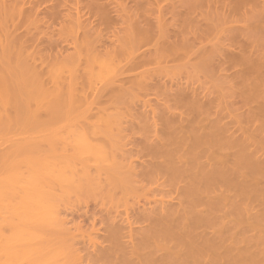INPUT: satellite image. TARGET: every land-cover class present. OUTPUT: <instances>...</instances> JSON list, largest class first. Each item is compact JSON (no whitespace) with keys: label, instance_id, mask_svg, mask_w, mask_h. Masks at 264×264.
<instances>
[{"label":"rangeland","instance_id":"rangeland-1","mask_svg":"<svg viewBox=\"0 0 264 264\" xmlns=\"http://www.w3.org/2000/svg\"><path fill=\"white\" fill-rule=\"evenodd\" d=\"M0 116L1 178L63 155L81 190L44 188L54 263L264 264V0H0Z\"/></svg>","mask_w":264,"mask_h":264},{"label":"bare ground","instance_id":"bare-ground-1","mask_svg":"<svg viewBox=\"0 0 264 264\" xmlns=\"http://www.w3.org/2000/svg\"><path fill=\"white\" fill-rule=\"evenodd\" d=\"M101 61L103 63L106 62V60H104V61L101 60ZM95 64L99 65V62L98 63L96 62ZM100 64H101V62H100ZM108 64H109V62H107L106 65L103 64V66L97 65L101 69H99V68L96 69V67H94L95 68L94 69L93 66L90 67L94 71L98 70L99 72L102 71L104 73L103 74L101 72L102 74L101 73L99 74V72L97 71L98 72V78L101 80V82H103L105 79H108V78L110 79L109 76H113L114 72L112 70L113 69L115 70L114 65L111 62V64L113 65V69H112V65L109 64L110 65L109 66ZM92 69H91V71H89L90 69H88V71L93 74ZM101 75L103 76V78ZM95 89H96V87H95ZM1 99H2V97H1ZM43 99H44V97L42 98V100ZM3 120H4V118H3ZM97 120H99V121H97ZM97 120L96 121L99 123V125H98V123H96L97 127L102 125L103 120H104L103 126H105L106 125L105 123L108 122L109 126L111 127L110 120L106 119L107 122H105L104 116L99 117V119H97ZM100 121H101V123H100ZM0 122H2L1 116H0ZM105 127H107V125ZM95 130H97V128ZM81 132L85 134V130L81 131ZM82 133L80 134V132H79L80 135L78 134L77 138L75 135H73L72 137H74V136L75 137H74L73 141L70 142V144H72V142L74 144V145H72V147L74 146L73 151H77V153H75V154L76 155L79 154V155H77V159L79 161L81 159H82L81 161H84L83 157H85L84 159H87L88 157L91 159L94 158V159H92V162L93 163H95V161L98 162V164L95 163L97 168L100 165L99 164L100 162L102 165H104L106 162V164H105L106 166L112 167L111 162L113 163V161H106L109 159V156H108L109 154L106 155L107 151H105L106 152L105 153L104 149H102L104 147L101 146L100 144H99L100 146H98V143L91 142L90 139L88 138V136L86 134L84 135ZM69 137H70V135H69ZM62 139L67 140L65 138H62ZM64 142H66V141H64ZM65 147H68V146H65ZM57 156L58 155H55L57 160L55 158L54 159L52 158V159H50L51 161H48L49 159L47 161H45V158L41 157V159L43 158L44 162L41 161L40 158H39L40 160L36 161L37 160V158H36V160H35L36 163H35V161L33 163L34 165H31L32 163L27 164V161L28 162L32 161L31 158H30L31 160L26 159L25 160L26 162L25 161L23 162V163H26L27 169L25 168L26 169V170H24L25 172L20 171V170L16 171L14 169V173L10 172L9 175L6 174L7 175L6 178L3 179L0 176V264H56L53 262V259L51 260L50 257H48L49 256L48 254L45 256V254L48 253L49 251L45 250V248L47 249L46 246L41 245V242L44 243V241H41L39 243V246L37 245L38 238L42 237L43 235H42V233L40 235V233H38V232L36 234V231L39 230V231L43 232L42 230L44 229V227L47 223L46 226H49L48 228H46V232H47V230H50L51 227L55 224L54 220L57 219L56 220V222H57L60 219L59 216H56V213L58 212V210L57 211L55 210V209L59 208L58 207L59 205L58 206L56 205V203L54 202V199H52L53 201L50 199V198H52V196H51L52 194L49 195L50 191L52 193L54 191L55 186L52 187L54 185V181L58 186L61 185L59 187L62 189H60V188L59 189L62 192L66 191L68 193V191H69L70 195L73 194V192H74L72 190L73 186H74V188L75 187L77 188V184L75 183V175L73 176L72 172H71L72 175L68 174V170L69 171L71 170L69 165L67 163H66V165H64L65 163L61 164L62 162H61L60 158H62L64 160V158L66 159V156L65 157L63 155L58 156L59 158ZM73 156H74V154H73ZM47 157L50 158L51 156H47ZM106 158H108V159H106ZM58 159H59L60 163L58 162ZM52 160L56 161V162L53 163ZM87 160L84 161V164L86 163ZM93 160H95V161H93ZM89 161H90V159H89ZM89 161H88V163H89ZM40 162H41V164H40ZM57 162L59 163V165L61 167L58 165ZM108 162H109V164H108ZM88 163H86V164H88ZM86 164L84 166H86ZM80 165H81L80 168H84V167H82L83 163ZM20 166L22 167L21 164L19 165V167ZM80 168L78 166V169H80ZM85 168H88V166ZM84 170H85V172H87V174L84 172L86 174L85 176H87L89 174V169H84ZM80 171L83 172V169L82 170L80 169ZM76 172H77V169H76ZM6 173H8V172H6ZM81 177H82V174H81ZM82 178L84 179L85 177H82ZM76 180H77V178H76ZM49 183H52V186ZM74 183L76 186L74 185ZM68 185L70 187L72 185V188L69 189L70 187ZM46 186H48V188L52 187L51 189L53 191L51 189L49 190L48 188L44 189V188H46ZM62 186H68V187H65V189L66 188L67 189L64 190V187H62ZM44 190H46L47 193L44 192ZM74 190L76 192V190L78 191L79 189L77 188ZM70 191H72V193ZM78 192H81V190ZM67 193H65V194H67ZM47 194L49 195V197ZM53 195H54V193H53ZM47 198H49L48 199L49 201L47 200ZM50 201H52V202H50ZM52 205H54L55 207ZM57 215H58V213H57ZM51 222H53L54 224H49ZM58 223L56 225H54L51 230H53V228H55V226L60 224V223L59 224ZM39 225L43 229H41V228L38 229ZM37 226H38V228H37ZM34 228H35V231H34ZM43 237L45 238L46 236H43ZM88 240L90 241L91 239L88 238ZM46 242L47 241H45V243ZM94 243H96V242H94ZM94 243H92V244H94ZM47 245L49 246V248H51L49 242ZM92 247H93V245H92ZM44 250L47 252H45ZM57 251H58V249H57ZM43 252H45V253H43ZM62 252H63V250L62 251L60 250L59 258L62 257L61 256ZM51 255H53V254H51ZM51 257L54 258V255ZM55 257H57V256H55ZM63 257H65L64 253H63ZM63 257H62V259H64ZM55 259L57 260V258H55ZM62 259L61 258L58 259L59 262H61ZM62 262L64 263V261H62ZM59 264H62V263H59Z\"/></svg>","mask_w":264,"mask_h":264}]
</instances>
